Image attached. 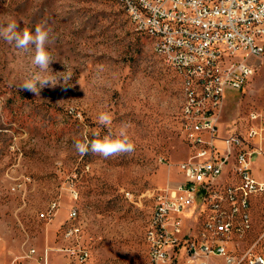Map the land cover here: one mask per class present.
I'll return each mask as SVG.
<instances>
[{
  "label": "rangeland",
  "instance_id": "374dc122",
  "mask_svg": "<svg viewBox=\"0 0 264 264\" xmlns=\"http://www.w3.org/2000/svg\"><path fill=\"white\" fill-rule=\"evenodd\" d=\"M6 19L21 33L48 20L51 78L58 83L38 97L20 88L39 69L31 52L0 39V241L14 257L50 246L54 264H69L61 248L76 242L64 236L71 222L65 187L73 180L86 264H145L156 193L182 181L178 166L188 157L182 80L118 0H0V22ZM254 62L245 87L227 95L220 112L226 124L264 107V57ZM101 112L110 114V125L98 123ZM124 125L135 144L130 154L81 157L73 148L75 140L101 139ZM54 199L56 215L43 218ZM252 216L249 242L264 229V193Z\"/></svg>",
  "mask_w": 264,
  "mask_h": 264
},
{
  "label": "built area",
  "instance_id": "2783aa9c",
  "mask_svg": "<svg viewBox=\"0 0 264 264\" xmlns=\"http://www.w3.org/2000/svg\"><path fill=\"white\" fill-rule=\"evenodd\" d=\"M121 7L133 12L138 32L160 42L186 89L180 129L188 157L178 166L182 181L156 193L148 264H264V229L247 240L252 204L264 193V107L227 124L220 119L227 95L245 87L264 57V0H123ZM65 188L72 203L64 236L76 242L61 249L69 264H86L90 250L78 242L74 212L78 188L73 180ZM59 207L54 199L41 216L51 219Z\"/></svg>",
  "mask_w": 264,
  "mask_h": 264
},
{
  "label": "clouds",
  "instance_id": "9594fccd",
  "mask_svg": "<svg viewBox=\"0 0 264 264\" xmlns=\"http://www.w3.org/2000/svg\"><path fill=\"white\" fill-rule=\"evenodd\" d=\"M18 23L10 20L0 22V39L11 43L15 41L16 47L21 52L32 53V63L39 69L34 72L28 79L20 84V88L34 93L39 96L40 90L49 85L55 86L53 83L52 70L50 65L54 60L52 54L48 50L51 42L50 37L52 28L48 24V20H43L35 26L34 32L24 29L17 31ZM51 75H46V74ZM112 122L110 114L101 112L98 115V123L101 125H110ZM73 148L81 156H85L89 151L95 155H99L105 159L122 154H130L135 150V144L127 133V125L121 127L118 133L104 135L101 139H93L89 141L86 137L83 140H75Z\"/></svg>",
  "mask_w": 264,
  "mask_h": 264
},
{
  "label": "crops",
  "instance_id": "0c3cea01",
  "mask_svg": "<svg viewBox=\"0 0 264 264\" xmlns=\"http://www.w3.org/2000/svg\"><path fill=\"white\" fill-rule=\"evenodd\" d=\"M71 203H72V201H71ZM77 206H78V203H77ZM56 213H55V215H56ZM7 247H8L7 244L0 241V264H12V263H15V264H44V263L54 264L53 258H55V257L53 255V253H51V247L50 246H45L43 248H35L34 247L36 252L34 254H32L31 256H28L29 251H26L25 253L18 255V256H15V257L12 254H9V250L7 249ZM59 248H61V247H59ZM67 259H68V257H67Z\"/></svg>",
  "mask_w": 264,
  "mask_h": 264
},
{
  "label": "bare ground",
  "instance_id": "6f19581e",
  "mask_svg": "<svg viewBox=\"0 0 264 264\" xmlns=\"http://www.w3.org/2000/svg\"><path fill=\"white\" fill-rule=\"evenodd\" d=\"M118 2L120 3L121 6L123 5V0H118ZM126 13L130 19V22L134 26V29L136 30L133 12H126ZM142 34L146 35L147 37H149L151 39L154 51L159 56H161V53H159L160 42L157 41V39L154 37V35H151L150 33H142ZM182 85H183V96H186V89H184V81H182ZM184 104H185V97H183L182 107L184 106ZM236 163H238V156H231V160H229V167H236ZM212 189H219V182H212ZM154 206H157V202L155 203ZM74 212L76 215V211H74ZM152 226H153V211L151 212L147 229H152ZM145 264H148V255H147V259H146Z\"/></svg>",
  "mask_w": 264,
  "mask_h": 264
}]
</instances>
